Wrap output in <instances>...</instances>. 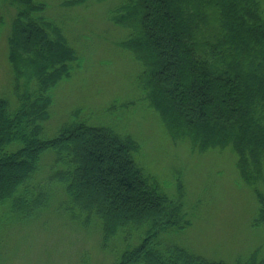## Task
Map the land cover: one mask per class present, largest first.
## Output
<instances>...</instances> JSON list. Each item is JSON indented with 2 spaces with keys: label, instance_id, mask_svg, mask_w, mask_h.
<instances>
[{
  "label": "trees",
  "instance_id": "trees-1",
  "mask_svg": "<svg viewBox=\"0 0 264 264\" xmlns=\"http://www.w3.org/2000/svg\"><path fill=\"white\" fill-rule=\"evenodd\" d=\"M4 1L14 10L8 61L14 77L26 75L27 96L14 79L15 100L0 96V234L56 208L52 214L72 223L74 234H86L92 220L98 248L113 249L111 264H224L164 244L189 220L134 162L132 136L77 123L42 137L53 90L81 48L70 45L44 2ZM117 1L118 25L107 22L141 66V97L171 137L198 150L231 149L257 202L254 223L264 224V0Z\"/></svg>",
  "mask_w": 264,
  "mask_h": 264
},
{
  "label": "rangeland",
  "instance_id": "rangeland-1",
  "mask_svg": "<svg viewBox=\"0 0 264 264\" xmlns=\"http://www.w3.org/2000/svg\"><path fill=\"white\" fill-rule=\"evenodd\" d=\"M40 1L52 9L54 24L70 45L81 48L70 64V75L65 74L53 90L52 109L42 124V137L50 138L65 124L77 123L129 134L139 144L131 141L138 146L131 150L134 162L163 193L184 206V219L189 220L181 232L163 236L164 244L182 247L196 259L224 264H256L264 258V224L254 223L257 202L238 175L231 149L198 150L171 137L150 108L149 99L141 97L137 82L141 66L121 45L123 33L113 28L118 25L114 18L121 13L117 11L119 2L86 0L74 6L69 0ZM13 15V8L0 0V96L11 97L12 101L13 79L19 93L27 84L26 75L21 76L19 71L12 75L8 61ZM180 40L186 45V39ZM14 52L19 55L12 48ZM195 56L199 61L203 58L198 53ZM23 91L27 96L26 89ZM9 108H15L12 102ZM104 149L100 148L106 153ZM55 210L44 209L35 220H20L4 227L0 264L112 263L113 249L110 253L98 248L92 220L86 222V234H74L73 224L54 216ZM171 211L174 216L171 213L169 219L174 220L176 211Z\"/></svg>",
  "mask_w": 264,
  "mask_h": 264
}]
</instances>
